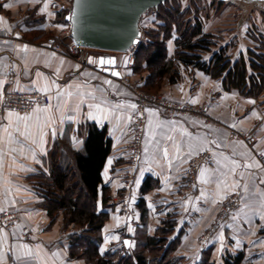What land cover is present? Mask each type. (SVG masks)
<instances>
[{"label":"crops","instance_id":"0c3cea01","mask_svg":"<svg viewBox=\"0 0 264 264\" xmlns=\"http://www.w3.org/2000/svg\"><path fill=\"white\" fill-rule=\"evenodd\" d=\"M45 3L47 10L41 11ZM70 5L71 0H0V27L14 34L0 37V96L7 90L30 92L48 88L47 94L52 97L49 104H63L60 112L53 107L50 113L55 123L51 128H44L42 147L39 130L34 125L30 126V131L36 136V143L21 135L25 131L22 123L19 125L20 131H15L17 125L14 117L8 128L13 138L11 142L4 131L9 125V111L24 115L31 113L35 106L26 111L9 109L0 122V209L20 211L33 226L34 237L37 238V243L31 245L24 241L20 231L17 233L0 227V264H10L11 260L24 264L23 259L17 260L16 256L22 255L23 249L19 246L25 244L34 252H39L31 264H83L82 260L70 258L68 230L62 229V216L55 220L50 218L41 205L43 197L32 177L41 171H49L50 153L58 139L69 136L72 147L81 149L87 122L106 125L113 140L112 151L103 169L104 184L110 186L112 199L106 209L110 219L103 228L102 248H119L126 238L121 235L122 228L134 236L137 228L143 226L138 201L144 198L148 208L149 233H153L168 215L175 216L177 231H183L178 254L186 258V264H198L204 255L210 256L215 264H225L227 258L240 252L244 253L240 264H264V208L260 207V193H264V183L261 182L264 181V161L259 157V154L264 155V89L257 96H246L237 89H225L221 78H214L199 68L182 65L181 79L173 83L167 79L160 96L191 103L196 101L193 104L204 107L206 111L204 114L171 117L156 105L145 107L141 154L135 160L129 147L138 110L134 84L139 81L138 84L143 85L146 75L141 77L133 70L135 57L131 54L132 49L127 52L89 53L88 66H83L67 52L56 51L47 35L64 25L61 17L64 15L66 18ZM260 10L263 15L257 16L256 41L246 35L247 22L244 28L246 32L242 31L237 38L248 49L255 45L257 52L264 53V10ZM176 36L174 34L167 42L170 55L175 51ZM25 45L28 46L27 51L24 50ZM246 47L230 51L232 58L241 54L248 57ZM206 54L204 57L207 59L212 55ZM100 55L116 56V66L122 76L117 77L99 68ZM69 85L72 87L69 88ZM57 86L61 92H71L72 95L56 99ZM90 104H101L112 114L104 119V113L91 109L97 119H87ZM132 104L136 105L135 109L130 107ZM77 105L79 112L73 111ZM62 116H74L79 122L65 119L61 123ZM52 129L56 131L55 137L52 136ZM233 129L253 131L256 143L251 146L232 136ZM77 140L80 142L77 143ZM177 145L179 152L175 147ZM163 148L168 149V160L163 157ZM208 153L211 160L198 165L191 185L187 175L192 171V161ZM233 160L237 162L235 173L229 171ZM245 164L253 166L248 168ZM201 167L209 169L203 178L200 177ZM147 176L154 177L157 183L143 193L142 185ZM218 180H226V186L221 185L219 189L224 197L222 200L214 196L218 191ZM234 182H239L240 187L233 188ZM245 184L248 185L247 192L244 190ZM201 189L205 191L206 198L201 197ZM234 192L241 197L233 215L236 219L233 216L226 219L206 236L223 201ZM214 198L219 202L213 203ZM129 199L132 209L126 220L120 210L123 201ZM113 219L116 223L111 222ZM129 227L132 231L128 230ZM110 236H118L119 240L106 241L105 238ZM131 243L135 245V240H131ZM37 245L40 246L39 250ZM52 253L59 255L53 257Z\"/></svg>","mask_w":264,"mask_h":264},{"label":"trees","instance_id":"16d2710c","mask_svg":"<svg viewBox=\"0 0 264 264\" xmlns=\"http://www.w3.org/2000/svg\"><path fill=\"white\" fill-rule=\"evenodd\" d=\"M172 1L175 0H167L158 8L150 9L163 23L159 30H150L155 33L154 39L141 42L134 53L133 70L149 73L144 88L158 90L164 79L177 82L182 76L179 67L182 64L221 78L227 90L237 89L246 96L259 95L264 89V53L249 49L248 57L241 54L234 61L227 54V47H221L213 51L209 59L205 58L204 54L212 51L216 44L214 34L205 32L199 16H196L195 23L188 21L186 17L190 11H181L178 5L171 4ZM61 18L68 22L64 15ZM174 34L177 35L175 51L170 55L167 42ZM47 38L56 41L53 35H47ZM84 127L86 135L81 149L72 147L69 136L58 139L50 153L49 171H41L32 177L43 197L41 205L51 219L62 215L65 227H81L79 232L69 236L70 258L84 259L85 264H184L186 258L177 252L183 231H177L175 216L168 215L153 233H149L144 198L138 201L143 226L137 228L134 236H126L135 240V246L127 247L123 243L121 248L106 250L101 255L103 228L110 218L106 209L112 199L110 186L104 184L103 169L112 151L113 140L106 125L87 122ZM156 183L154 177L147 176L142 192H147ZM209 257L204 255L198 264H215ZM243 258L244 253L240 252L227 258L225 264H240Z\"/></svg>","mask_w":264,"mask_h":264},{"label":"rangeland","instance_id":"374dc122","mask_svg":"<svg viewBox=\"0 0 264 264\" xmlns=\"http://www.w3.org/2000/svg\"><path fill=\"white\" fill-rule=\"evenodd\" d=\"M72 1L73 0H71V5H70L69 10H71ZM171 4L178 5L180 7L181 11L182 10H189L190 14L187 15L186 19L188 21H190L191 23H195L196 22V16H199L200 19L203 21L205 32L213 33L215 36L214 41L216 44L212 46V49L218 50L221 47H227V54L230 55L231 59L234 61L238 60L240 56H237L233 59L230 51H236L238 48L240 49V48L246 47V46H244V44H242L243 41L240 43L239 39L237 38V37H239V35L241 34L242 31L246 32V30L244 29L245 24L248 23V30H247L246 35H248L254 41H256V38H257L256 20H257V16L263 15V12L260 9H257L256 5L251 3L250 1H247V0L230 1L229 0V1L219 2V0H175V1H172ZM161 23H163V21H162V19L159 18V16L157 15V13L155 11H153V10L147 11L142 16V19L140 21L141 29L143 32L141 42H149L150 39H154L155 33H151L150 30H159V27H160L159 25ZM63 24L64 25H62V27L60 29H57L54 32H50V34L48 36L50 37L52 34L53 37L56 38V42L61 43L62 48L65 49V48H67V43L70 41V37L68 35V30L70 29L69 28L70 23L63 21ZM136 49H137V46L133 47L131 50V54L134 55V57H135L134 53H135ZM249 49H256V46L254 45V47L249 48ZM249 49L246 47V53H248ZM101 51H103V50L93 49V48H85V52H87V53H98ZM211 53H212V51H209V52H207L206 55H210ZM71 55L79 61V53H72ZM179 67H180L181 73H183L182 64H180ZM148 74H149L148 71H144L143 73H140L139 76L143 77L146 75V77H147ZM165 81H168V80L167 79L162 80L161 86L158 88V90L157 89L156 90L155 89L154 90H147L146 88H144L143 85L138 84L139 81H136V83L134 84L135 96L137 97L138 100H139V97H142V96L162 97V96H160V92L162 91V87H163ZM178 101H180V100H178ZM124 202H126L129 205L128 206L129 211H128V213H125V211H124L125 207H124V205H122L121 210H120V214L125 216L126 217L125 219L127 220L129 218L128 216H130V214H131L132 207H131L130 199L125 200ZM240 202H241V198H240ZM13 211L14 212L17 211L18 213H20L22 215V213L18 210L13 209ZM59 216H62V215H59ZM22 218H23L24 222L31 227V232L28 231L27 234H25L22 237H23L24 241L30 242V243H32L31 245H34L33 243H35L37 241V238H35L36 237L35 236V230H34L33 226L31 225V223H29L23 215H22ZM62 219H63V216H62ZM111 222L116 223L114 219ZM17 225H19V227H17ZM17 225L13 228H11V227L7 228L5 226H0V227L7 228L13 232L19 233L18 231H20V233H22L24 225L23 224H17ZM112 226H116V224H112ZM62 229H66V231L68 230V239H69V236L75 231L79 232L81 227L79 225H68V227H65L64 221H63ZM208 231H207V233H208ZM207 233L205 234L206 236L208 235ZM128 234H129V232L127 231L126 228L121 229V235L122 236L126 237ZM206 236H204V237H206ZM140 237H142V236H140ZM121 247H122V245L119 248H121ZM179 248H180V245H179L178 249ZM114 249H118V248L111 247L108 250H114ZM178 249H177V252H178ZM106 250L107 249H105V251ZM72 259L82 260L83 264H85L84 259H81V258H72ZM185 262H184V264H186ZM10 264H19V263L17 261H15V263H14L11 260Z\"/></svg>","mask_w":264,"mask_h":264},{"label":"built area","instance_id":"2783aa9c","mask_svg":"<svg viewBox=\"0 0 264 264\" xmlns=\"http://www.w3.org/2000/svg\"><path fill=\"white\" fill-rule=\"evenodd\" d=\"M70 28V27H69ZM14 35L11 31L0 27V37H11ZM68 35L70 37V41L67 43V48H62L61 43H57L53 41L52 46L56 51H64L69 54L79 53V61L83 66L89 65V53L85 52L84 46H80L72 37L70 33V29L68 30ZM49 95L40 91H20V90H7L0 96V122L3 119L4 113L9 109L15 110H23L26 111L28 109L33 108L36 104H49L51 100H49ZM156 105L160 107L163 112L171 117H175L178 115L184 114H204L206 109L204 107H198L195 104L189 101H178L173 99H168L164 97H153V96H142L139 97L138 100V110L135 114V119L132 125L133 128V137L131 142L129 143V147L131 149V156L137 160L141 154L142 147V137L145 126V107L148 105ZM231 135L234 137H238L244 140L248 145L253 146L256 143V137L253 131H247L244 129H233L231 131ZM259 157L264 161V155L259 154ZM211 160V155L205 154L202 155L192 161V171L187 175L190 184L192 185L194 182V177L196 175V171L198 169V165L202 162H209ZM240 194L234 192L230 194L222 204V207L215 217L214 222L207 234L214 231L217 226H220L226 219L231 218L236 209L240 204ZM125 201V200H124ZM124 211L128 213V204L124 202ZM17 224H23L22 236L27 234L28 231L31 232V227L27 225L20 213L13 210H3L0 213V226H5L7 228H13Z\"/></svg>","mask_w":264,"mask_h":264},{"label":"water","instance_id":"95a60500","mask_svg":"<svg viewBox=\"0 0 264 264\" xmlns=\"http://www.w3.org/2000/svg\"><path fill=\"white\" fill-rule=\"evenodd\" d=\"M167 0H73L66 15L71 37L80 45L103 51L127 52L139 45L142 16ZM229 1V0H222ZM264 10V0H247ZM105 63L101 64L100 61ZM107 61H114L108 63ZM116 56L100 55L98 66L108 73L122 74ZM124 240L130 241L131 238Z\"/></svg>","mask_w":264,"mask_h":264},{"label":"snow or ice","instance_id":"6c2138e0","mask_svg":"<svg viewBox=\"0 0 264 264\" xmlns=\"http://www.w3.org/2000/svg\"><path fill=\"white\" fill-rule=\"evenodd\" d=\"M5 7H8V5H5ZM47 7H48V5H47V3H45L44 7L41 9V11H46ZM24 50L25 51L28 50V46L27 45L24 46ZM107 62L108 63H114V61H107ZM100 63L103 64V63H105V61L101 60ZM37 75H40V74L38 73ZM113 75H117V73H113ZM53 83H55V82L53 81ZM106 83H107V81H106ZM68 87L71 88L72 85H69ZM38 91H44L45 93H47L48 88L38 89ZM65 95L71 96L72 93L71 92H61L59 90V86H57L56 99L60 100ZM51 99H52V97H49V100H51ZM192 102L195 103L196 101H192ZM53 107H55L56 111L60 112L62 110V108H63V104L62 103H58L55 106H53L51 104L41 106V105H39L37 103L36 106L33 108L31 113H25L24 115H20L19 113H16L14 111H9V113H8L9 125L6 126L5 129H4L5 133H7V135H8V140L10 142L13 140V138L11 136V133L8 132V128L11 127L12 122H13V117H14L16 125H17L16 128H15V131H17V132L20 131L19 125L22 123L24 125L25 131L23 133H21V135H24L27 138H31L33 140V143H36L37 140H36V136L30 131V126L34 125L39 130V143H40V145L42 147L43 144H44V135H45L44 128L45 127L51 128V126L55 123V118L52 115H50ZM117 107H119V105ZM130 107L135 109L136 105L132 104V105H130ZM89 109H90V111L87 113V119H90V120H96L97 119V116L94 115V113H93V111H91V109H95L96 112L104 113V116H103L104 119H108L109 115L112 114L111 110H107L106 111L101 106V104H94V105L90 104L89 105ZM73 111L79 112V105H77L76 108L73 109ZM148 111H151V110H148ZM151 114H155V113H151ZM116 118H117V120L120 119L119 116H117ZM65 119H67L69 121H74V122H77V123L79 122V121L76 120V117H74V116H67V117H63L62 116L61 123H63ZM129 119H130V117H129ZM55 135H56V131H55V129H52V136L55 137ZM73 139L75 140L76 138L74 137ZM169 139H172V138L169 137ZM76 142L79 143L80 141L77 140ZM175 147H176L177 152H179V146L177 145ZM10 151H17V149H10ZM20 151L22 152L23 148H21ZM146 151H147V149H146ZM162 151H163L164 159L168 160L169 159L168 149L167 148H163ZM32 156H33V158H35V153L34 152H32ZM37 162H39V161H37ZM111 162H112L111 160L108 161L109 164H111ZM217 163H219V161H217ZM231 164H232V167L229 169V171L232 172V173H235L237 162L233 160L231 162ZM244 166L250 168L253 165L252 164H245ZM255 166L259 167L258 164H256ZM208 173H209V169L201 167V170H200V177L201 178L205 177V175L208 174ZM221 175H225V174L222 173ZM202 182L207 183L208 180H202ZM261 182L264 183V181H261ZM221 185L226 186V180H218L217 181V189H218V191L214 194V196L219 197L220 200H222L224 198L223 196L220 195V192H219V189H220ZM232 187L233 188L240 187L239 182H234ZM244 190H245V192L248 191V185L247 184L244 185ZM201 197L206 198V194H205V191L203 189H201ZM260 197H261V199H260V207L264 208V193H260ZM212 202L213 203H218L219 200L214 198ZM245 206L247 207V205H245ZM0 211H2V209H0ZM241 211H242V209H241ZM262 218H264V214H262ZM233 219H236V216H233ZM117 225H119V218H117ZM17 227H19V225H17ZM128 230L132 231V229L130 227H129ZM105 239H106V241H108V240H119V237L118 236H110V237H106ZM220 239H221V241H223V235H221ZM123 243L127 247H134V244L131 243L130 241L125 240ZM19 248L23 249V253H22V255H17L16 259L17 260L23 259L24 264H31V261L33 259H36L39 256V252L38 251L34 252L26 244L25 245H20ZM36 248H37V250H39L40 246L37 245ZM104 251H105L104 248L100 249L101 255H103ZM58 255H59V253H52L53 257H56Z\"/></svg>","mask_w":264,"mask_h":264},{"label":"flooded vegetation","instance_id":"af4514ba","mask_svg":"<svg viewBox=\"0 0 264 264\" xmlns=\"http://www.w3.org/2000/svg\"><path fill=\"white\" fill-rule=\"evenodd\" d=\"M230 1H233V0H230ZM256 8H258V7H256Z\"/></svg>","mask_w":264,"mask_h":264}]
</instances>
